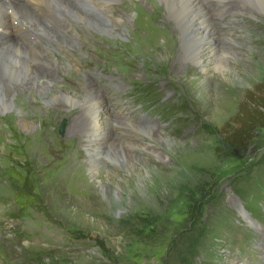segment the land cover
<instances>
[{
    "label": "rangeland",
    "instance_id": "obj_1",
    "mask_svg": "<svg viewBox=\"0 0 264 264\" xmlns=\"http://www.w3.org/2000/svg\"><path fill=\"white\" fill-rule=\"evenodd\" d=\"M132 3L117 1L122 14L116 6L109 8L110 16L117 13L119 20L128 16L132 22L119 30L126 32L121 37L79 26L63 33L58 24H64V16L53 17L57 22L49 28L56 37L37 36L43 63L33 65L41 75H54L57 93L74 90L86 99L93 85L107 108L99 121H111L101 135L111 132L135 161L118 148L111 159H102L105 165L93 178L82 139L68 135L69 110L50 118L52 104L32 101L26 105L34 114L29 116L24 103L38 95L25 97L21 90L17 107L40 132V152L33 155L16 133L25 119L18 120L14 111L0 113V264H264V224L238 198L243 181L264 166V129L242 150L226 145L222 134L245 95L264 82V12L235 17L224 7L216 22L220 35L229 32L234 42H217L229 47L225 62H208L204 73L195 63L171 57L180 49L176 37L175 50L162 53L153 47L147 62L133 61L152 42L157 23ZM52 12L38 18L45 23ZM159 12L157 17L164 18ZM108 15L93 17L97 27H114ZM12 40L19 41L15 35ZM158 42L163 46L162 39ZM51 62L61 64L62 71L53 70ZM2 93L13 96L15 89ZM164 106H172L173 117H163ZM127 124L155 136L139 133L132 139L123 134L131 128L121 129ZM91 139L97 149L100 140ZM105 140L99 143L110 142ZM210 223L223 224L220 234L197 242ZM229 231L237 233L239 244L247 238L243 249L225 244Z\"/></svg>",
    "mask_w": 264,
    "mask_h": 264
},
{
    "label": "bare ground",
    "instance_id": "obj_2",
    "mask_svg": "<svg viewBox=\"0 0 264 264\" xmlns=\"http://www.w3.org/2000/svg\"><path fill=\"white\" fill-rule=\"evenodd\" d=\"M5 1L9 5H6L3 0H0V75L3 76V78H5L6 80V82L5 80H0V113H5L6 111H14V113L18 117V120L21 121V119H25L26 122L30 123L28 124L26 122H23L21 124L20 130H18L19 128L16 129V133L21 136L24 141L27 142L29 150L35 153L33 155L37 156L40 152L39 137L41 135L40 132L38 133V131H33L35 125H33L34 123H31L28 120L29 117L27 118V116H33L34 114L32 115L31 113V105H26H29L32 101L38 102L41 100L42 103L52 104L50 106L52 107V109H50V111L48 112L50 118L56 116L57 112H65L66 110H69L67 113H69L73 118L71 119L72 124H70V131L68 135L74 140L82 139V146L85 147L86 151L88 152L89 158L86 166L92 172L93 178L97 179V175L99 173L98 168L100 167V165H105L102 159H111L115 155L114 153L116 149H123L120 151H123L126 159L132 157L131 155H128L125 150L126 148H123L118 141V143L114 141V136L111 134V132L101 135V131H105L103 130V128H106L108 125L111 126V121H99L100 115L104 113L103 115L106 116L107 108L104 106L105 101L97 97L98 93L95 92L93 85H89L87 87L88 97L86 99L82 96H78L74 90L73 92L68 93L64 91H60L57 93L56 90L58 83L54 81V75L51 77L41 75L38 72L39 70H36V65H33L34 62H36L37 65L39 64V62H42L40 58V51H37L36 49V47H38L39 45H33V40L37 39V36L39 34H44L51 39L56 37L55 32L50 30L49 27L51 23L55 25L57 19H55V22H53V17L57 15H61L62 17L64 16L65 18L62 19L65 20L64 24H61V22L60 24H58L62 28L63 33L69 32L70 29L74 26H79L85 28L86 30H93L95 32L98 28L100 33H107L108 36L110 35L111 31L115 32V36L121 37L122 35H124V33L126 32H119V30L121 31L127 28L128 24L132 23L130 22L131 20L128 18V16L126 19L122 16L119 20V14L117 17V13H113L114 16H110L111 13L109 14V8L114 6H116V9L118 8L121 13L122 9L121 6H119L120 4H117L118 0H75V2L73 0H26L20 4H14L8 0ZM123 1H129L130 3L133 2V7H135L136 10L141 9L145 11L147 14L154 17V20L157 23L155 27V34H153L152 36V39L154 41L152 40L150 45H144V49H141L140 52H137L136 55L132 56L133 61L136 60V62H138L140 60L143 62H147L148 60L146 58V55L148 54L149 49H153V47H156L157 50H161L162 53H164L165 50H175L176 37L180 49L177 53H171V57L174 58V60H181L182 62H189L191 64L195 63L199 65L200 69H202V72L204 73L206 72V64L208 62H225L222 61L223 56L228 53L229 47L217 46V42L220 40H223V42L227 44L229 42H234L232 37H230L229 35L227 36L229 32L224 36L220 35L217 23L218 21L216 22V20H219L223 17V14H225L224 7H227L226 9H229V12L233 13L235 17H256V11L264 12V0ZM158 1L161 3V5L158 4ZM213 1H216V5L214 7L213 5L211 6V3ZM252 7H254L255 10L252 9ZM10 9H12L14 12H10ZM51 10H54V13L52 12L54 15L52 17L49 16L50 20L46 21V19H44L43 21L46 22H41L38 18V15H42L46 12L51 13ZM159 11H164V18L160 19V17H157V14L160 13ZM99 14L101 16H107L109 14L108 17L112 20V23H114V27H97L98 24H96V22L93 20V17L98 16ZM15 21L26 23L29 27L30 36L27 39V43H22L20 42V40H12V37L15 34L13 31H11V23ZM225 27L227 29L231 28L229 25H226ZM232 31L234 30H230V32ZM161 39L164 42L163 46H161V44L159 45L158 42ZM30 40L31 42L28 43V41ZM206 56H209L211 58L210 61H207L208 59H205ZM236 57V59H239L238 55H236ZM61 66V64L58 65L57 63L51 62L50 67L53 70L54 68H57L56 71L61 72L63 69ZM5 89H9L11 91L12 89H15L14 95L11 96L9 94H3L2 92ZM21 90L24 91L25 97H27L29 93H37L38 95L37 100L29 99L25 101L24 104L28 109L27 116H22V114L20 115V109L18 110V105L15 100V96H20V94L21 96H23ZM53 106L58 107V109H53ZM120 116H122V114ZM125 128H131V131H129L128 133L126 131L123 134H127L132 139L138 138L139 133H145L146 136H152V138H154L153 136H155V134H152L151 131L139 127H134L133 125L131 126L127 124L126 126H121V129ZM134 132H136V134ZM96 136L100 140L97 142V149L94 148L91 139V137L96 138ZM105 139H109L110 142H113H109L106 144H104L103 142L99 143ZM130 143L131 142L127 144L129 146H132L133 143ZM132 159L134 160V157H132Z\"/></svg>",
    "mask_w": 264,
    "mask_h": 264
},
{
    "label": "trees",
    "instance_id": "obj_3",
    "mask_svg": "<svg viewBox=\"0 0 264 264\" xmlns=\"http://www.w3.org/2000/svg\"><path fill=\"white\" fill-rule=\"evenodd\" d=\"M152 91L148 92L151 94ZM172 107V106H171ZM171 107L164 106L161 110L163 117L169 119L174 116L171 113ZM170 112V113H169ZM264 129V82L254 87L245 95L244 100L240 103L235 118L223 127L222 134L226 145L237 148L247 149L255 140L256 132ZM238 198L243 203V207L259 224H264V166L255 175L249 176L243 181V185L238 190ZM223 224L210 223L197 237V242L204 240L207 235L220 234V227ZM216 233V234H215ZM225 244L230 247L238 246L243 249V243L247 238L241 239L236 232H227L224 236ZM234 236V237H233ZM220 237V240L223 238ZM240 245V246H239ZM193 256L196 257L197 247H191ZM197 259H200L197 257Z\"/></svg>",
    "mask_w": 264,
    "mask_h": 264
},
{
    "label": "water",
    "instance_id": "obj_4",
    "mask_svg": "<svg viewBox=\"0 0 264 264\" xmlns=\"http://www.w3.org/2000/svg\"><path fill=\"white\" fill-rule=\"evenodd\" d=\"M65 128H66V122H63L60 126V133L64 134L65 133Z\"/></svg>",
    "mask_w": 264,
    "mask_h": 264
}]
</instances>
